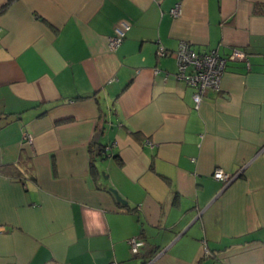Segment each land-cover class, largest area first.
Here are the masks:
<instances>
[{
    "label": "crops",
    "instance_id": "crops-1",
    "mask_svg": "<svg viewBox=\"0 0 264 264\" xmlns=\"http://www.w3.org/2000/svg\"><path fill=\"white\" fill-rule=\"evenodd\" d=\"M7 1L0 164L31 172H0V264H264V0ZM180 41L248 65L228 60L195 108L156 53Z\"/></svg>",
    "mask_w": 264,
    "mask_h": 264
},
{
    "label": "built area",
    "instance_id": "built-area-1",
    "mask_svg": "<svg viewBox=\"0 0 264 264\" xmlns=\"http://www.w3.org/2000/svg\"><path fill=\"white\" fill-rule=\"evenodd\" d=\"M170 13L178 15L180 13V4L175 3L170 9ZM129 28L130 24L128 22L119 21L114 26L113 35L108 37V46L114 49L120 45ZM156 53L160 56L169 53L174 55L177 61L176 76L183 79L188 86L193 88L192 99L195 108L199 106L202 95L207 89L220 90L222 75L228 60H244L248 65V57L243 50L233 48L227 56H221L215 50L195 51L187 41H180L178 47L173 51L165 50L160 46ZM22 140L27 143L30 142V135L24 132ZM212 176L226 185L234 179L236 173L232 174L220 167H215L212 171ZM128 243L130 251L136 254L143 245V240L140 237H131L128 239ZM106 264L121 263L112 260Z\"/></svg>",
    "mask_w": 264,
    "mask_h": 264
},
{
    "label": "trees",
    "instance_id": "trees-1",
    "mask_svg": "<svg viewBox=\"0 0 264 264\" xmlns=\"http://www.w3.org/2000/svg\"><path fill=\"white\" fill-rule=\"evenodd\" d=\"M10 1L11 0H8L7 3ZM98 154H104L103 147L98 148ZM0 172L16 176L22 173L28 174L31 172V165L29 159L25 155H20L16 163L0 164Z\"/></svg>",
    "mask_w": 264,
    "mask_h": 264
},
{
    "label": "water",
    "instance_id": "water-1",
    "mask_svg": "<svg viewBox=\"0 0 264 264\" xmlns=\"http://www.w3.org/2000/svg\"><path fill=\"white\" fill-rule=\"evenodd\" d=\"M94 141H97V136L94 138ZM109 189H110V191L114 194L115 198H116L118 201H120V202H122V203H125V202H126L125 199L122 198V196L117 192V190H116L115 188L110 187Z\"/></svg>",
    "mask_w": 264,
    "mask_h": 264
}]
</instances>
